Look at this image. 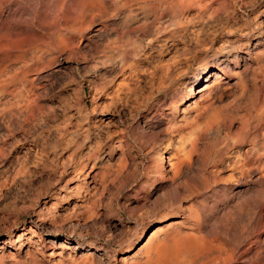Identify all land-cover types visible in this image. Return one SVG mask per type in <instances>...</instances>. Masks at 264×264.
Instances as JSON below:
<instances>
[{"label":"rangeland","instance_id":"obj_1","mask_svg":"<svg viewBox=\"0 0 264 264\" xmlns=\"http://www.w3.org/2000/svg\"><path fill=\"white\" fill-rule=\"evenodd\" d=\"M71 1L0 33V264H120L162 216L264 189V0Z\"/></svg>","mask_w":264,"mask_h":264},{"label":"bare ground","instance_id":"obj_2","mask_svg":"<svg viewBox=\"0 0 264 264\" xmlns=\"http://www.w3.org/2000/svg\"><path fill=\"white\" fill-rule=\"evenodd\" d=\"M19 1H21V0H19ZM34 1L30 0V3H28L29 7H25L24 4H21L17 1H12V0H10V1L7 0V2L0 5V33L2 32L3 35H5V34L9 35L10 30H7V27L10 24V22L13 20H16V18L21 19V20L25 19V21L27 20L26 24H27L28 28L30 26H33V23H36L37 26L34 29H36L37 31L38 30L43 31L44 27H42V26L44 24H46L45 26L48 27L46 29L48 30L49 34H52V32H53L52 30L57 29V31H58V24L55 23L56 17L53 14L54 13L53 8L55 7V5H54V7H52L50 5L45 6L44 5L45 1H44L43 2L44 4L43 3L40 4V5L43 4L42 5L43 7L39 9V6ZM94 1H98V0H94ZM36 2H37V0H36ZM46 2H47V0H46ZM73 2L75 3V0ZM52 3H54V2H52ZM67 6H65V7H67ZM69 6H71V5H69ZM69 6L64 11L65 14L66 13H72L74 11L73 9H75V8L70 10ZM63 8L64 7L62 6V9ZM153 8L154 7H152V9ZM62 9L59 8V10H62ZM38 11H40V13H38ZM37 13L39 14L38 16H37ZM18 22H19V20H18ZM41 28H43V29H41ZM4 29H6V30L4 31ZM8 29H11V27H9ZM39 31H38V33H39ZM2 34H0V37L2 36ZM40 34H41V36L45 35V33L43 34V32H41ZM6 37H8V36H6ZM39 40H41V39L39 38ZM42 40H44V38H42ZM5 46L9 47L10 45L6 44ZM14 46L17 48L16 45H14ZM14 46H12V47H14ZM31 47H33V46H31ZM0 48H2V46H0ZM4 59H6V56ZM210 87H211V85H205L202 89L198 90L196 92V94L198 92L207 91V90H209ZM191 93H192V90L190 91V94ZM205 93H207V92H205ZM199 98H201V97H199ZM184 151L182 149L181 152L185 153ZM180 155L181 154H179V156ZM239 155H241V154L239 153ZM157 157H158L157 158V164H158L157 169L162 171L164 169L163 168V157L162 156H157ZM263 165H264V163H263ZM168 166H169L170 172L172 173V176L175 177L179 174V172L181 173V171H182L181 169L184 166V160L178 156L170 158V159H168ZM244 166H245V164H244ZM241 167H242V165H241ZM184 169H185V167L183 168V170ZM243 171H241V172H243ZM259 171H262V170H259ZM241 174H243V173H240V176H241ZM208 184H211V183H208ZM214 186L215 185L213 184V187ZM248 192L249 191H246L245 193L243 192V195L241 196L242 198L240 197L241 199L238 200V203L236 205L233 204V205L227 206L228 217L226 219L224 218L223 221H222V218L224 217V215H223V217L220 216L219 211L217 212V208H214L215 206L211 209H207L206 207H204L203 205H201L198 202L195 203L196 209H194L195 207L194 208L191 207L190 209H188V215L187 216H179V215L176 216V215H174L170 218L166 217V216H162L159 219L160 222L158 221L159 223L154 225L155 228L151 231V233L148 235V237L142 241V243L141 242L138 243V242L142 240V238L145 234L144 233L145 229H143L141 232H139L138 236L136 235L137 237H136L134 243H136V244L138 243V244L136 245L137 247H136L135 251L132 250V245H131L132 243H131L130 244L131 246L129 245L125 248V250H124L125 254L123 257H121L118 260V262L120 264H264V238H263V236L261 237V238H263L262 240H258L257 242L253 243L252 242V233H251V231H248L250 224L247 222L249 224V226L247 225L246 227H243V226L238 227L239 223L238 224H236L237 222L233 223V221H236L237 218L242 219V220L244 219L246 221H249V218H251V216H252V219L253 218L258 219L259 217L264 218V189L262 191H258L254 195H251ZM251 192H253V191H251ZM239 195H241V194H239ZM192 197H193V195H192ZM232 199H234V198H232ZM225 210H227V209H225ZM138 217H140V215ZM189 219H191L193 223H194V219H196L195 224H193V225L191 224L189 226H186L187 223H189L188 222ZM144 220H145L144 218H142V217L140 218V222H144ZM226 220L229 221L228 226L223 224V222ZM242 222H244V221H242ZM233 224H236L237 226L235 225L236 227H234ZM244 224H245V222H244ZM252 225H254V224H252ZM259 225H262V227H264V221H263V223H259ZM255 228H256V226H255ZM255 228L253 227V230ZM24 234L25 233L22 231L20 233V235L17 236L16 242L19 241L23 237ZM256 236H257V234H256ZM228 238H229V240H228ZM8 240L12 241V240H10V238ZM124 241H126V240H124ZM33 246H34V241H31L30 239L27 240V249L25 251V255H27V257H28L29 252H30L29 248L33 247ZM252 246H254L253 249H252ZM0 249H2V248L0 247ZM131 250L133 251L132 253H131ZM93 257H94V255H93ZM12 259H13V255H12ZM32 259H33V257H32ZM32 259H30V260H32ZM100 262H103V261H100ZM107 263L108 262L106 261V264ZM36 264H38V262ZM112 264H114V263H112Z\"/></svg>","mask_w":264,"mask_h":264}]
</instances>
